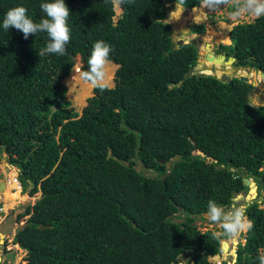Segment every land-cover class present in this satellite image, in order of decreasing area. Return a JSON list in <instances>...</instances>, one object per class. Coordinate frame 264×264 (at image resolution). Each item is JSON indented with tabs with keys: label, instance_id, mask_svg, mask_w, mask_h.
<instances>
[{
	"label": "trees",
	"instance_id": "trees-1",
	"mask_svg": "<svg viewBox=\"0 0 264 264\" xmlns=\"http://www.w3.org/2000/svg\"><path fill=\"white\" fill-rule=\"evenodd\" d=\"M167 1L205 18L203 0H129L117 22L114 0H65L66 52L39 56L46 33L24 39L14 28L4 31L2 21L23 5L38 22L45 0H0V159L8 155L24 191H40L17 215H28L13 237L26 250L24 264H178L188 254L184 264H217L207 254H219L228 236L201 230L196 221L205 218L209 200L227 209L246 193V171L261 198L247 204L254 227L243 234L235 264H259L264 103L253 104L254 85L237 76L193 73L198 45L174 48ZM177 14L184 23L183 12ZM190 30L203 33L206 24L194 22ZM229 35L227 41L222 34L219 52L235 57L237 67L264 71V16L234 24ZM97 40L111 46L109 59L118 64L114 86L93 87L79 113L65 99L64 78L74 103L85 104L92 85L69 74L71 55L81 54L87 71ZM210 63L206 58L195 68L212 72ZM176 153L181 157L167 168L161 160Z\"/></svg>",
	"mask_w": 264,
	"mask_h": 264
},
{
	"label": "clouds",
	"instance_id": "clouds-1",
	"mask_svg": "<svg viewBox=\"0 0 264 264\" xmlns=\"http://www.w3.org/2000/svg\"><path fill=\"white\" fill-rule=\"evenodd\" d=\"M128 2L129 0H114V8L118 7L121 10L119 16L123 12V7L121 5ZM229 4L232 5L234 9V18L242 17L245 14H249L255 18L264 16V0H203V5L207 9L213 11ZM180 5L184 7L182 4ZM40 8L44 16L41 17L38 22L28 14V9L25 6L17 5L10 8L3 17V30L9 32V29L14 28L23 33L24 39H28L30 35H36L40 32L46 33L49 39L47 40L46 47L40 50L38 55L56 54L62 56L65 54L66 46L71 39V28L69 25L71 11L65 0H45V2L41 3ZM119 16L116 19L114 17L115 22H117ZM164 20H167L166 17ZM111 50V46L106 41L97 40L94 42L91 49L88 59V70L82 71L81 54H75L80 55L79 61H73L74 66L69 74L76 71L81 74L82 80L90 83L94 87L104 90L107 87L108 65ZM110 62L113 61L110 60ZM113 64L116 63L113 62ZM241 68L242 67H238L239 70ZM88 97H86V102ZM10 166L11 164L9 167ZM13 167L15 166L13 165ZM15 173L18 178V169L17 172H13V174ZM9 178L10 176L6 180L7 183ZM22 191L23 186L19 192L21 193ZM246 208L247 205L239 201H233L230 208L226 209L224 206L217 204L214 200H209L205 215L208 221L213 224H218L221 227L223 235L237 238L241 233H246L254 227L252 221L246 215ZM233 264H235V255ZM259 264H264V254L259 255Z\"/></svg>",
	"mask_w": 264,
	"mask_h": 264
},
{
	"label": "rangeland",
	"instance_id": "rangeland-1",
	"mask_svg": "<svg viewBox=\"0 0 264 264\" xmlns=\"http://www.w3.org/2000/svg\"><path fill=\"white\" fill-rule=\"evenodd\" d=\"M116 4V2H115ZM117 6V4H116ZM167 16L166 19L172 24V26H177V24H181L178 20V14L177 11L180 9L184 15H188L190 13L191 17H189L183 25H188L189 28H191V25L194 22H205L206 24V31L203 33H197V32H189L186 33L185 39L191 42H194L198 45L199 48V56H198V63L202 64L206 60V46L207 44H210V51L215 52L216 54L219 53L220 49L218 47V42L222 38V34L224 36L227 35V33H222L221 30L224 29L227 25H234L240 21H247L252 20L255 17L250 16L249 14H245L242 17L234 18L233 12L234 9L232 5H225L222 6L216 10H209L204 5L203 2H201L199 9L201 12L205 15V18L203 20H196L195 17L197 14L192 13L190 9L182 7L178 2L176 1H167ZM116 14L115 19L119 16L121 13V10L118 9V7H115ZM178 30L176 31V33ZM177 35V34H176ZM228 41V40H227ZM223 44H227L228 42H222ZM215 45V46H214ZM215 48H218L217 51H214ZM80 57V55H78ZM110 61V60H109ZM113 70V76L112 80H107L108 86L114 85V74L115 70L118 67L117 64H113V62H109ZM205 66V65H204ZM203 66V67H204ZM195 67L193 68V70ZM210 69L212 70L211 73L216 74V69L220 71V74L222 72H232L234 74H246L249 75L251 80L255 81L254 87L250 90L249 93V99L253 104H261L264 103V79L263 77H260L261 74L256 71L255 68H248L244 67L241 68L237 72L234 64L227 65V64H213L210 63ZM235 69V71H234ZM206 72V71H205ZM219 74V75H220ZM64 83L67 87V91L65 94V99H69L70 105L69 108H73L77 110L79 113L82 112L83 107L86 105H77L74 103L72 99V95L69 94V86L67 82L64 79ZM93 87H91V92L88 96H91L93 94ZM86 99V98H85ZM10 163L8 162V155L3 152L2 158L0 159V181L1 180H7V178L10 176L12 178L13 172H17V168L10 166ZM138 168H141V165H139ZM246 175V174H245ZM252 178L255 180V178L252 176ZM15 183L8 182L6 185L9 187L10 191L13 193V196L16 198L12 202V207L9 206L10 204L6 203L4 201V198L6 197V189L2 188L0 189V232H2L4 235L0 236V261L7 260L9 262H13L15 264H24L26 263V250L22 248L18 243L13 242V237L16 233L17 226L23 224L28 217V215H25L21 217L19 220L17 218L18 213L25 208L27 204H33L35 203L36 199L40 196V191H37L35 193H31L28 189L25 191L23 190L21 193L19 192V189L12 190V187H14ZM19 194H18V193ZM245 192H242V196L235 199V201H239L240 203H245L244 198ZM256 198H261L259 195ZM261 201V200H260ZM261 206H264V202H261ZM196 223L199 225L201 230H213L216 233H221L222 229L218 224H213L210 221L207 220V217L203 219H197ZM12 224L15 226L12 227ZM244 233H241L239 237L237 238H231V237H224L228 239V242L230 243V248L228 252H225L224 254L219 253L220 259L218 260L217 264H222L225 260V264H232L234 259V252L237 251L239 244L244 243L245 239L243 237ZM7 240V242H6ZM6 242V243H5ZM4 244V246H3ZM6 244V245H5Z\"/></svg>",
	"mask_w": 264,
	"mask_h": 264
},
{
	"label": "water",
	"instance_id": "water-1",
	"mask_svg": "<svg viewBox=\"0 0 264 264\" xmlns=\"http://www.w3.org/2000/svg\"><path fill=\"white\" fill-rule=\"evenodd\" d=\"M232 27H233V25H229L226 28V30H224V33H227L226 37L224 38L225 40H229V38H230L229 33H230ZM181 29H182L181 31H178L176 33L177 27L176 26H173L172 31L170 33L171 34V38H172V42L175 43L174 48L175 47H179V46L189 45L191 43L189 41H186L185 38H184L185 35H186V33H189L190 32L189 26L188 25H184ZM176 34H178V35H176ZM45 39L48 40L49 38L46 36ZM206 57L208 59H210V60H214L215 64L218 63V64H229V65H232V64H234V61H235V57H233V56L228 57V59H226L224 53H218V54H216L215 52H211ZM71 60L74 61V62H78L79 61L78 55L72 54L71 55ZM197 66L198 65L196 64L195 67H197ZM235 68H236V70L238 72L239 71L238 67L235 66ZM234 71H235V69H234ZM256 71L258 73H260L261 76L264 79V71L261 70V69H256ZM199 72H201V73H209V72H205V71H200V70H198L196 68L193 70V73H199ZM216 75L218 77H220L222 80H230L233 76H237V77L241 78L242 80L251 82L253 85L255 84V81L251 80L250 76L249 75H246V74H234L232 72H222L220 75H218V74H216ZM198 152L199 153H202L201 151H198ZM180 157H181V155L179 153H176L169 160H167V161L161 160V162L162 163H166L167 168H170V166L175 161H177ZM11 166H13V165L11 164ZM151 173L153 175L155 174L154 171H151ZM245 174L246 175L244 176V182L249 187L248 191L244 194V198L246 200V203L245 204L247 205L250 201H252L253 199H255L258 196L259 190H258V185H257L256 180H254L252 178V176H249V172L248 171H246ZM162 177L164 178L165 175L163 174ZM5 182H6V180H1L0 181V189L3 188V186L5 185ZM253 188H256V189L254 191H252ZM28 190L30 191V188H28ZM263 194H264V191H263ZM241 196H242V193H238V195L236 196V198L241 197ZM205 214H206V212L203 213V215L206 217ZM183 219H184V217H179L176 220L177 221H182ZM21 225L17 226V228H20ZM14 226L15 225L12 224V227H14ZM0 235L3 236L4 234L2 232H0ZM229 248H230V243L228 242V239L223 238L221 240V251H220V253L221 254H224L225 252H228L229 251ZM202 253L205 254L206 252L205 251H202ZM234 255L236 256L237 255V252H234ZM217 257L220 259V255L219 254H214V255L209 254V253L207 254V258L211 262H213V263H214V260ZM191 258H192V254H188L184 258H182L178 262V264H184V263H186V261L190 260Z\"/></svg>",
	"mask_w": 264,
	"mask_h": 264
},
{
	"label": "bare ground",
	"instance_id": "bare-ground-1",
	"mask_svg": "<svg viewBox=\"0 0 264 264\" xmlns=\"http://www.w3.org/2000/svg\"><path fill=\"white\" fill-rule=\"evenodd\" d=\"M185 16H186L185 18H186V20H187V19L189 18V16H188V15H185ZM176 27H177V30L180 31L181 27H179L178 24H177ZM209 46H210V44H207V46H206V48H205L207 55L209 54V51H210V50H209V49H210ZM214 46H215V45H214ZM206 58H207V57H206ZM227 65H229V64H227ZM200 68H201V67H200ZM200 68H196V69H198V70H200V71H205V68H204V69H200ZM206 72H209V73H210L211 71H206ZM6 184H7V182H5V185L3 186L4 189L7 188V189H6V192H5V193H6V194H5L6 197L4 198V201H5L6 203L10 204L9 206L12 207V205H13L12 202L14 201V199H15L16 197L13 196V193L10 191L9 187H7ZM255 189H256V188H253L252 191H254ZM1 190H2V189H1ZM17 193H18V192H17ZM18 194H19V193H18Z\"/></svg>",
	"mask_w": 264,
	"mask_h": 264
},
{
	"label": "built area",
	"instance_id": "built-area-1",
	"mask_svg": "<svg viewBox=\"0 0 264 264\" xmlns=\"http://www.w3.org/2000/svg\"><path fill=\"white\" fill-rule=\"evenodd\" d=\"M8 182H13V183H15V184H14L15 186L12 187V189H14V190H15V189H19V190L22 189V186H21V184H20V182H19V180H18V178H17L16 173L13 174L12 178H11V177L9 178Z\"/></svg>",
	"mask_w": 264,
	"mask_h": 264
},
{
	"label": "flooded vegetation",
	"instance_id": "flooded-vegetation-1",
	"mask_svg": "<svg viewBox=\"0 0 264 264\" xmlns=\"http://www.w3.org/2000/svg\"><path fill=\"white\" fill-rule=\"evenodd\" d=\"M190 32H191V30H190ZM219 47V46H218ZM219 49H220V47H219ZM218 50V48H215L214 49V51H217ZM219 53H224L225 55H226V52H225V50H223L222 52H219ZM14 225V224H13ZM1 236V235H0ZM6 242H7V240H6ZM5 242V243H6ZM6 245V244H5ZM3 246H4V244H3ZM237 252V251H236ZM6 260V259H5ZM5 260H3V261H5ZM3 261H0V263H2Z\"/></svg>",
	"mask_w": 264,
	"mask_h": 264
}]
</instances>
